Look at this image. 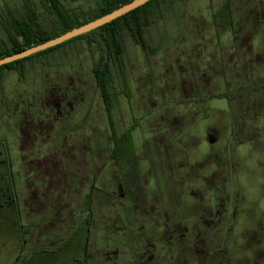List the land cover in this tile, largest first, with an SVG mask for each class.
<instances>
[{
    "label": "rangeland",
    "instance_id": "obj_1",
    "mask_svg": "<svg viewBox=\"0 0 264 264\" xmlns=\"http://www.w3.org/2000/svg\"><path fill=\"white\" fill-rule=\"evenodd\" d=\"M61 1L68 9L78 6L88 9L95 5V0ZM224 1L158 2L159 7L156 5L152 22L144 28L143 35L150 48L158 47L151 54L135 43L127 31L123 32L125 76L113 67L114 87L120 91L118 111L114 112L113 118L117 128L122 130L133 121V117L142 112L145 114V125L133 131L137 167L145 170L149 166L145 151L153 148L156 142L162 145L163 155L155 160L156 173H161V177L157 176L160 180L159 196L157 200L149 194L132 191L133 196L125 202L126 196L114 194L110 185H102L115 167L104 171L97 169V186L104 187L92 193L90 211L94 214L87 209L81 213L83 222L87 213L93 221L88 242H95L94 250L98 243L106 241L104 248L116 245L121 260L127 262L128 250H135L141 240L146 245L137 257L141 261L153 251L160 255L162 246L170 249L173 245L168 243L169 240L165 242V238L171 231L178 243L190 248L194 261L201 257L207 262L216 260L215 263L230 264L221 247L220 242H224L225 246L228 243L229 257L246 256L237 264H264V259L249 258L253 256V247L261 251L264 248V54H253L264 50V22L256 26L251 12L257 7L263 8L264 0H231L234 30H229L224 25L227 21L218 16ZM7 7L33 11L36 20L45 27L50 23L51 17L39 0H0V9L6 10ZM234 33L238 34L236 39ZM0 34H3L1 28ZM91 36L71 41L49 54L46 52L26 59L22 66L24 77L15 69L0 67V158L1 155L6 158V164L0 161V264H80V260L72 261L74 254L80 255L77 247L59 249L57 243H61V233L58 230L61 231L59 222L62 224V217L70 219V210L86 205L89 185L68 186L65 199L69 205L66 212L69 213L62 216L59 211L55 218L48 217L51 212L46 208L42 217L27 216L25 202H21L23 212L14 214L10 207L13 197L6 189L10 188L7 180L11 179L10 185L14 184L16 188L24 180L25 171L17 162L20 150L14 144L22 132L17 128L16 120L23 111L28 122L23 130L30 133H33V125L43 121L31 115L32 111L28 113L26 105L28 103L31 107L36 97L41 96L46 75L55 76L54 71L71 73L69 78L72 80L78 77V73L86 82L85 97L98 104V114L106 127L105 110L92 71L94 60L102 64L105 53L101 42ZM87 39L94 41L88 44ZM221 59L223 76L213 72ZM62 91L66 98L74 93L71 87ZM125 92L129 93V100ZM225 93L229 97H219ZM154 98L162 99L159 105L161 115L149 111L154 107L149 106ZM254 104L258 105L257 108ZM50 138L57 147L61 138L54 132ZM26 142L25 137L19 153L27 156L24 152ZM84 156L88 161L89 155ZM78 159L73 160L76 163ZM171 162L178 168L180 182ZM154 184L153 181L145 183L147 191ZM2 194H7L8 198ZM177 197L181 205L192 207L193 213L188 220L199 231L205 230L207 224L209 235L204 245L184 225L182 228L185 229L176 228L179 222L175 215ZM222 203L223 210L210 215ZM166 210L169 221L163 223L162 212ZM207 212L210 215L208 223ZM152 217L161 227H158L157 236L152 234L148 222ZM32 224L33 244L29 231ZM244 228L243 240L253 241L252 244L245 241L246 247L239 248L242 241L236 237L240 234L239 229ZM48 231L54 233V238L51 242H44L48 239ZM254 240L258 244L253 243ZM55 243L57 246L53 247ZM107 258L104 254L105 261L110 264ZM235 260L232 259L231 263L235 264Z\"/></svg>",
    "mask_w": 264,
    "mask_h": 264
},
{
    "label": "flooded vegetation",
    "instance_id": "obj_2",
    "mask_svg": "<svg viewBox=\"0 0 264 264\" xmlns=\"http://www.w3.org/2000/svg\"><path fill=\"white\" fill-rule=\"evenodd\" d=\"M233 12L231 0H225L221 5L218 16H223L222 18L224 22L227 21L229 30H234ZM251 12H253L256 20L254 22L256 26H258V23L264 22L261 17H264V7H257ZM233 36L236 39L238 34L234 33ZM52 51H48L47 54ZM156 51L157 50L153 52ZM153 52L149 51V54ZM146 53H148V51H146ZM237 54L241 55L240 52ZM253 54H264V50L253 52ZM238 55L237 57H239ZM107 60L109 82L107 83L108 86L105 88V94H102L98 84V67L96 66V59L94 60V65L92 66V71L95 72L96 83L100 90V96L103 102L102 105L105 110L107 120L106 127L104 126L100 114H98L99 109L96 108L98 104L91 102V99L85 97L84 89L86 88V82L83 81L82 77L76 72L74 73H76L78 77L76 76V78H73L72 80L69 78L71 73L63 74L60 71H54L55 76L46 75L43 78L45 86L41 91V96L36 97L35 102H32L33 104L31 103V107H29L28 103L26 105L28 113L32 111L31 115H36L37 118L40 117L43 119V121H39L31 127L33 133H30L29 130H25L24 132L23 128H25V125L28 122L26 121L25 113L21 111L16 120V126L22 132L17 136V138H15L14 144L18 145V150L22 151L21 146L23 145L21 143L26 137L27 142L24 152H26L27 156L22 152V154L19 153L20 151L18 152V165L19 167H23L25 171L24 180L19 184L20 187L16 188L14 184L11 186V179L7 180L10 188L6 189V191H9L10 193L8 194L13 197V202L10 204L11 211L14 214L22 213L23 207L21 206V202H25L26 205L24 207V212H26L27 216L42 217L45 215L44 212H46L44 211V208L50 210L51 213L48 216L50 218H55L59 211H61L63 213L62 216H64L66 209L69 208V205H66L65 199V190H67V187L70 185H89L86 205L70 210L72 211L71 218L65 219L64 216L62 217L63 219L61 218L62 224L61 221L59 222L61 229V231L58 230V233H61L59 236L61 243H57L58 246L60 245L59 249H63L64 247H77L80 250V255L74 254L72 256V261L76 262L77 260H80V264H108L109 262L104 259V254H106L108 256L106 260L110 261V264H154L155 262H159V264H221L215 263L216 260L207 262L201 257L195 258L194 261L193 255L190 254V248L178 243L176 241V235L172 234L171 231L169 233L167 232L168 234L166 233L167 239L165 238V242L166 240H169L168 243H172L173 246L170 249L164 246L161 248L160 244V255H156L153 251L141 261H139L137 257L141 254L144 247H146V245L142 244L143 241L141 240L138 241L139 246H137L135 250H128L127 262H123L121 260V253L119 252V249L117 250L115 248L116 245L107 249L104 248V243H106V241H103L102 244L98 243V247L94 250L95 242H88L91 228L90 224L93 221L88 215L89 213H87L84 217L85 221L83 222L81 213L83 209H87L88 212L94 214V211H90V208L93 207V191L97 192L104 186L110 185L111 188H113L114 194L126 196L124 199L125 202H127L129 197L133 196L132 191L149 194L151 198L157 199V196H159L158 183L160 181L157 176L160 175L161 177V173L160 171V174L156 173L157 169L155 168V160L157 157L163 155L162 151L164 150L162 145L156 142V145L153 148H150L149 150L147 149L144 153V156H147L149 159V166L145 170H141L137 167L139 162L137 161L138 154L133 140V131L135 128L143 127L145 125V114L142 112L139 113L137 117H133V121L122 130L117 128V123L113 118V115L114 112L118 111V96L120 91L114 87L115 79L113 76V67H115L123 77L125 76L124 55H122L121 59H114L112 52H109ZM217 63L218 66L217 68H214L213 72L223 76L224 63L222 59L217 61ZM189 64L193 65L192 62H189ZM22 77H24V72ZM218 81L217 84H219ZM69 87L73 88L74 93L71 94L70 98H66L62 89H67ZM207 87H209V85ZM125 93L127 99L129 100V93ZM219 97L226 98L229 97V95L225 93V96L220 95ZM161 101V98H154L152 104H149V106L154 107H152L149 111L154 112L155 114L161 112L162 109L159 107ZM229 103H231V101H229ZM257 106L258 105H255L256 108ZM159 115L161 114L159 113ZM34 116H30V118H33ZM53 132L56 137L61 138L57 147H55L53 140L50 138ZM85 154L89 155V162L85 160ZM1 157L0 161L6 164V158H3V155H1ZM74 158H79V163H75V160H73ZM166 160L168 161V159ZM171 163L174 174L176 175L178 182H180L176 171L178 168L173 162ZM7 164H9L8 159ZM113 167H115V171L111 174L109 173L108 177L105 178L106 181L102 184L104 186H97V169L104 171L105 168L106 170H109ZM166 172H168V170H166ZM1 178L3 177L1 176ZM85 181H87V183H85ZM152 181L155 183L154 187L147 191L145 183L151 184ZM23 186H25V188H23ZM20 195L23 197L19 198ZM2 197L7 199L8 195L2 194ZM113 198L115 199V197ZM52 199H56L58 201H55L54 203ZM177 206L175 215L179 222L177 223L176 228L180 229L182 228V225H184L188 232L190 234H194L195 237H199V241H201L202 245H204L209 235L207 224L206 227H204L205 230L199 231V228L188 220L193 213L192 207L187 204L181 205V201H179L178 197ZM223 207L224 204H220V208L214 209L210 215H213V212H221ZM39 209L42 211H39ZM183 211H187V213H184ZM232 211L233 209H231V212ZM66 213L69 212L67 211ZM168 214V210L162 212L164 220L163 223H168ZM210 215L209 212L205 214L206 220L208 218L206 223L209 222ZM148 222L152 226V234H156L157 236L158 227L160 226H158L154 217H152ZM170 227L173 228L172 225H170ZM165 230L166 229L164 228V232ZM29 231L32 243L34 224L31 225ZM244 232L245 228L244 230L239 229L238 234H240L236 237L237 240L240 239L242 241L239 244V248L246 247V245H244L245 241L251 244L253 241H249L248 239L243 240L242 235H244ZM46 236L48 239L43 241L51 242L54 238V233L48 231ZM236 239L234 243L237 244L238 241ZM220 243L221 247H223L225 251V258L228 262L230 261V264H234L231 263L232 259H236L237 262L235 260V264H237L241 258L246 257H229L226 247L228 243L226 246L224 245V242ZM253 243L258 244L256 240H254ZM57 245L55 243L53 244V247ZM262 249L263 250L261 251V249L253 247V256L249 258H255L257 260L264 259V248ZM145 250L147 249L145 248Z\"/></svg>",
    "mask_w": 264,
    "mask_h": 264
},
{
    "label": "trees",
    "instance_id": "obj_3",
    "mask_svg": "<svg viewBox=\"0 0 264 264\" xmlns=\"http://www.w3.org/2000/svg\"><path fill=\"white\" fill-rule=\"evenodd\" d=\"M41 5L46 9L51 17L47 27L41 25L37 15L33 11H21L19 8L6 10L0 9V28L3 34H0V58L13 54L21 49L55 37L68 29L86 23L96 17L108 13L112 9L126 3L129 0H95V5L83 9L81 7L66 8L61 0H39ZM161 1V2H160ZM169 2L170 0H151L128 13L106 23L96 29L83 35L69 39L61 44L47 48L45 50L33 53L22 59L0 65L2 68L15 69L19 76L23 75V62L32 57L48 51L63 47L65 44L86 36L93 35L98 39L104 50L105 56L102 64H96L98 67V84L102 94H105V88L108 86V53L112 52L114 59H121L123 55L122 34L127 31L133 41L141 46L145 51L153 52L158 49L150 48L146 43L144 28L151 22L155 13V7L158 2ZM157 5L156 8H158ZM29 8H27L28 10ZM7 11V12H6ZM223 17V16H222ZM221 20H223V18ZM152 18V19H151ZM228 18V17H227ZM226 26L227 23H224ZM4 35V36H3ZM94 39H87L90 44Z\"/></svg>",
    "mask_w": 264,
    "mask_h": 264
},
{
    "label": "water",
    "instance_id": "obj_4",
    "mask_svg": "<svg viewBox=\"0 0 264 264\" xmlns=\"http://www.w3.org/2000/svg\"><path fill=\"white\" fill-rule=\"evenodd\" d=\"M151 0H129L126 3L118 6L115 9H112L108 13H105L99 17H96L86 23H83L79 26L72 27L68 29L67 31L52 37L48 40L39 42L37 44L31 45L27 48L21 49L13 54L4 56L0 58V65L7 64L19 59H22L24 57H27L33 53L45 50L47 48L56 46L58 44H61L62 42H65L69 39H72L74 37H77L79 35H83L85 33H88L89 31L96 29L106 23H109L110 21L128 13L129 11L144 5L145 3L149 2Z\"/></svg>",
    "mask_w": 264,
    "mask_h": 264
}]
</instances>
